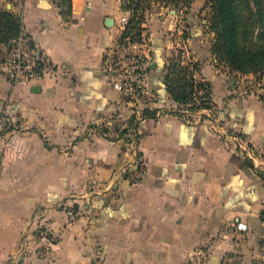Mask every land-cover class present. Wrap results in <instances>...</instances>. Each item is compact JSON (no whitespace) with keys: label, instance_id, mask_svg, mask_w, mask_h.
<instances>
[{"label":"crops","instance_id":"0c3cea01","mask_svg":"<svg viewBox=\"0 0 264 264\" xmlns=\"http://www.w3.org/2000/svg\"><path fill=\"white\" fill-rule=\"evenodd\" d=\"M69 3L68 12L59 0H0L65 68L29 84L0 70V111L9 112L0 124V264H264V96L234 91L197 24L185 46H167L176 13L152 17L142 23L145 77L163 98L124 147L131 112L106 72L123 31L121 0ZM173 47L197 61L192 75L208 83L212 106L199 113L214 109L218 125L162 108Z\"/></svg>","mask_w":264,"mask_h":264},{"label":"rangeland","instance_id":"374dc122","mask_svg":"<svg viewBox=\"0 0 264 264\" xmlns=\"http://www.w3.org/2000/svg\"><path fill=\"white\" fill-rule=\"evenodd\" d=\"M195 1L199 2V5H197L195 9H192L191 3H195ZM261 1L264 5V0ZM121 8L127 15H122L121 17L126 16L128 18L126 25L128 24L129 20H132L131 23H135L136 26L140 28L138 36L133 37L132 33H130L126 37L129 38L130 41H135L139 47H130L128 49H125L122 52L123 55L128 56L127 54L135 52L145 56L144 46L147 43V38L149 37V35L147 34V32H143L145 31V28H143L142 23H146V21L150 20L152 17L158 18L161 17L164 13L168 14L170 11H173V13H176L175 16L177 17V20L175 22V29L170 31L167 37V46H185V44H183V40L185 39L186 35H188L186 34L188 32V24L190 22L193 25L197 24V30L200 31L199 35L204 37L203 43L205 44L206 42L207 46H210L209 49L211 62L216 65L219 73L225 74V77L227 78L226 80L229 82L230 86H234L237 82L241 83L244 86L249 83L262 84L264 82V63L248 65L242 67L241 69H237L229 61V59H227L226 56L213 48V46L216 47L217 45L218 36V26L215 27L216 12L214 9L213 0H123L121 1ZM191 10H194L195 12V16L192 15V17L194 18V20L192 21L188 20V14L189 12H192ZM262 13L264 16V9ZM120 24L122 23L120 22ZM257 28H259V26H257ZM131 37L135 39L132 40ZM118 43L125 45L126 41L122 39L118 41ZM263 47L264 46H244L245 49ZM181 51L183 52V54L180 53ZM172 52L173 54H175L173 57H171L172 55L170 54L164 58V75L167 73L168 67L171 66L172 63H174L175 65L170 69H174V71L170 73V77L175 78L174 80H177L180 79L183 75H186L185 80H189L191 76V67H193V65L195 64L197 65V61H188V59L191 58V55L188 52H185L183 49L180 50L179 47H173ZM145 61L147 62V59H145ZM181 66H188V68L186 71H183L181 69ZM145 76L146 75H144V77ZM185 90L186 91L184 92L186 93V97L184 101L182 99L175 101L166 92L167 104L162 107L165 112L176 113L180 117L189 121L205 120L210 121L209 123L211 124L218 125L220 121L217 118L218 114H216L217 112L215 113L214 109H211L210 111H206L204 113H199L205 108H212L211 104L209 103V98H203L206 89L199 88L197 86L194 87L192 91H190V88L187 86L185 87ZM118 119L121 122L120 118ZM128 133H130V137H132L131 132L128 130L121 134V139L123 141L124 147L131 144L127 137Z\"/></svg>","mask_w":264,"mask_h":264},{"label":"built area","instance_id":"2783aa9c","mask_svg":"<svg viewBox=\"0 0 264 264\" xmlns=\"http://www.w3.org/2000/svg\"><path fill=\"white\" fill-rule=\"evenodd\" d=\"M127 19L126 16L120 18L122 30L126 26ZM124 41H126L125 45L117 43L110 53L106 72L111 79L112 86L120 92L130 108L131 121L126 126V130L131 132L132 137H130V133L127 134V137L132 144L140 136V120L156 115L155 109L161 98L147 85L144 77L147 64L145 56L135 52L127 54L128 56L122 54L125 49L139 47L138 44L135 41H130L129 38H124ZM64 69V66L51 62L47 54L39 50L31 37L23 33L21 28L17 35L0 43V70L4 77L13 83L38 82L46 74H55ZM232 87L237 94L242 96H264V82L262 84L249 83L246 86L237 82ZM6 116H9L8 109L3 108L0 111V124L4 123ZM217 133L220 131L217 130ZM233 138L236 147L245 148V146L241 147L242 142L238 136L233 135ZM136 169L138 167L135 168V172H131L127 176L129 179L133 180L139 177L140 174H136ZM236 227L245 229V225L242 223H237Z\"/></svg>","mask_w":264,"mask_h":264},{"label":"trees","instance_id":"16d2710c","mask_svg":"<svg viewBox=\"0 0 264 264\" xmlns=\"http://www.w3.org/2000/svg\"><path fill=\"white\" fill-rule=\"evenodd\" d=\"M66 7V11H70L69 0H59ZM123 1V0H121ZM215 9V27L218 26L217 45L213 48L221 52L237 69L248 65H256L264 63V47L245 49L244 46H264V5L261 0H213ZM128 21L125 29L119 35L118 41L127 37L132 33L133 37L138 36L140 28L136 24ZM259 26V28H257ZM259 29V30H258ZM20 32V23L16 16L9 10L0 7V43L6 42L9 38ZM134 40L135 38H132ZM138 39V38H137ZM175 64L172 63L168 67L167 73L164 75L163 86L168 95L174 99L185 100V87H189L190 91L194 87L205 88L203 98H209V85L207 82L196 81L192 75V71L196 69V64L191 67L190 78L185 80L186 75L180 79L170 77V70ZM186 71L188 66H181ZM173 79V80H172ZM190 81V82H189ZM195 83V84H193ZM158 93L159 91L151 88ZM166 93V94H167ZM135 178L132 182L139 180ZM264 220V215H263Z\"/></svg>","mask_w":264,"mask_h":264}]
</instances>
